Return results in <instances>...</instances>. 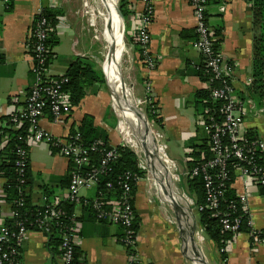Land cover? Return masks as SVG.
Here are the masks:
<instances>
[{
    "label": "crops",
    "instance_id": "obj_1",
    "mask_svg": "<svg viewBox=\"0 0 264 264\" xmlns=\"http://www.w3.org/2000/svg\"><path fill=\"white\" fill-rule=\"evenodd\" d=\"M220 4V0L209 1L207 21L215 32L219 31V49L231 65L236 94H245L251 98L247 93L250 86L247 80L252 79L251 3L249 0H230L223 12L218 9ZM153 5L150 51L157 65L149 75L152 96L162 123L159 132L167 141L179 140L180 144L176 143V146L182 147L185 152L182 161L184 167L186 153L191 148L183 144L180 135L185 131L182 136H185L183 139L186 142L192 138L194 142L198 136L197 131L202 127L196 123L199 111L194 106V99L198 91L206 90L205 80L198 74L202 56L193 46L196 39V18L189 0H153ZM67 6L65 0H12L11 8L8 9L0 1V132L7 125L6 118L24 103L28 89L35 82L31 59L24 44L28 27L38 10L52 11L57 20L54 25L57 42L51 47L52 57L47 67L50 76L65 75L76 57H84L90 61L87 53L89 42L83 30L81 31L76 16L67 10ZM123 6L128 12L127 16L122 15L117 5L116 14L118 9L130 38L136 16L142 10V2L123 0ZM105 14V31L101 33V37L107 45V10ZM119 29L121 32L120 22ZM121 43L122 38L118 52ZM134 53L138 59L137 47H134ZM137 74L136 83L139 84V89H143L148 72L138 64ZM90 90L74 106L69 116L55 122L46 114L39 122L40 128L52 136L65 138L77 130L85 115H91L94 126L106 133L108 142L117 144L120 137L116 118L109 108V92L105 85L94 93ZM251 99L257 109H263V113L250 117L247 128L254 132V137L264 141V106ZM118 103L126 113L125 105L119 101ZM124 103L128 102L124 100ZM171 122L182 126L169 129ZM193 122L195 131L193 127L190 128ZM203 132L202 139H205L206 132ZM8 140L9 134L4 133L0 139V160ZM28 158L33 179L27 188L31 205H43V196L49 200L61 196L67 187L71 169L69 160L52 150L45 142H29ZM155 168L161 179L159 185L167 188L170 194L166 199L161 195H153L143 182L136 185L134 208L140 220L137 231L138 264H264V244H259L254 250L248 235L244 233L234 237L227 247L226 258L222 259L220 248L205 236L199 224L198 213H190L188 205L178 196L179 190L186 193L183 189L187 185L176 184L173 180V184L169 183L158 172L160 166L156 164ZM4 184L5 180L0 177V219L10 215L11 205L5 200ZM239 187L238 182L236 188ZM260 189L252 188L248 198V211L252 228L261 232L264 238V194L260 193ZM75 212L82 221L78 246L84 253V264H128L125 249L119 242L120 229L117 225L98 223L79 210ZM194 223L195 230L197 227L200 229L199 237L195 235V230L194 234L191 233ZM48 239L40 231H29L21 243L22 264H52L47 248ZM55 262H58V256Z\"/></svg>",
    "mask_w": 264,
    "mask_h": 264
},
{
    "label": "built area",
    "instance_id": "obj_2",
    "mask_svg": "<svg viewBox=\"0 0 264 264\" xmlns=\"http://www.w3.org/2000/svg\"><path fill=\"white\" fill-rule=\"evenodd\" d=\"M0 1L4 7H8L10 2V0ZM189 1L196 18V39L193 46L202 56V64L207 77L205 86L213 104L211 107L203 106L196 119V123L206 132L210 156H207V151H200L199 161L190 169L187 167V161L194 159L192 156H186L184 171L175 175L171 170V175L173 180L180 181L181 178L185 180L201 177L205 195L204 204H196L195 199L188 196L187 193H181L179 196L188 205L191 212L199 213L204 209L211 210L223 231L233 234L234 237L241 233L247 234L250 244L254 246L255 250L256 246L264 244V238L261 232L252 228L248 198L252 188H264V141L248 134L247 122L250 117H256L263 113V109H257L255 102L249 96L243 94L242 97L234 90L231 65L219 49L220 42L217 33L207 21L206 14L210 0ZM220 1L218 9L223 12L225 5L230 0ZM141 2L142 10L136 16L130 38L132 44L138 49V64L148 72L143 83L144 96L141 99V103L145 105V113L139 111L143 114L152 136H135L131 127L121 129L119 125L120 140L117 144H112L108 140L107 143L95 140L90 145H84L78 130L65 138H57L40 128L39 122L46 114L52 121H62L71 114L74 106L70 103L69 92L62 90L63 84L68 81L67 78L64 75L52 77L47 72L48 59L46 55L50 48L48 45L46 46L45 42L54 32V26L42 15L44 9L35 13L28 27L24 44V49L31 59V70L35 75V82L28 89L24 103L10 114L6 128L17 130L23 125L26 126L27 149H17L19 166H23L24 160L27 158L29 142H45L52 150L71 163L70 180L61 196L50 198V200L43 196L45 202L40 207H45L46 213L34 219L32 222L34 228H28L21 222H17L16 246L10 248L7 245L10 231L0 219V264L3 262L17 264L12 256L19 254L21 243L29 231H40L49 238L47 222L62 214L60 210L56 209L58 202L66 201L78 207L77 210L83 204L86 205L87 192L93 190L101 175L116 163L119 156L118 147L128 148L134 153L137 169L143 173L142 175L131 172L124 173L119 180V194L107 201L100 197L96 198L92 201L91 206L95 212L96 222L104 221L122 226L123 234L119 241L125 249L128 264H138V235L133 229V220L136 215L134 208L136 185L141 182L145 184L151 175L154 181L153 172L156 161L166 167L172 168L173 164L176 166L165 153V137L156 135L148 122L147 113H157L149 78L150 72L157 65V61L150 51V25L154 17V5L153 0H141ZM251 82L252 79L249 78L247 84H251ZM148 106L151 111L147 110ZM156 146L158 149L160 147L161 154L157 152ZM190 152L191 150L187 153ZM95 155L99 157L97 163L93 161ZM238 182L240 187L236 188ZM154 185L156 186L155 183ZM228 189L234 190L238 205L236 208V204L232 201L229 211L222 210L220 207V201L223 200ZM25 192H27V188ZM10 215L15 216L11 206ZM242 217L246 218L251 231H241ZM81 228L82 221L74 212L70 225L64 226L61 233L58 234V237L62 238L61 247L63 249L62 254L58 256V264H72V250L76 245L78 246ZM199 230V227L195 230V235L198 237L200 236ZM220 251L227 253L228 249L227 247L220 248Z\"/></svg>",
    "mask_w": 264,
    "mask_h": 264
},
{
    "label": "trees",
    "instance_id": "obj_3",
    "mask_svg": "<svg viewBox=\"0 0 264 264\" xmlns=\"http://www.w3.org/2000/svg\"><path fill=\"white\" fill-rule=\"evenodd\" d=\"M251 3L252 13V82L247 89L248 95L253 98L260 106H264V0H249ZM12 0L8 4V9L11 8ZM119 9L124 17L127 16L128 12L123 6V0H120ZM42 15L50 22L53 26L56 24L55 14L50 10H43ZM217 32V31H216ZM219 31L217 32V34ZM56 37L54 32L51 33L50 38L45 42L50 50L47 53V65L52 57L51 47L56 44ZM199 76L206 80L205 68L203 64L198 70ZM67 78V82L63 84L62 90L69 92L70 103L76 106L80 101L87 95L90 90L92 93L96 92L101 86L105 85V79L103 72L99 69H95L93 63L88 61L84 57H76L74 61L70 63L67 71L64 75ZM240 96H244L241 94ZM151 105V104H150ZM194 106L197 112H201L203 106H213L212 101L209 97L207 90H200L196 93L194 99ZM150 110V107H147ZM198 112V113H199ZM147 117L150 121H153L159 128H162L161 118L158 113H147ZM7 122L9 117L6 118ZM77 130L81 133V140L84 145H90L95 140H102L107 143V135L103 130L96 128L93 124V118L91 115H85L80 122ZM4 133L9 134V140L4 146L1 153L0 160V177L5 180L4 192L5 200L11 204L12 210L15 212V216L9 215L8 217L2 218L4 224L10 231L8 246H16L15 233L17 232V222H21L28 228H34L33 221L37 216H43L46 213L45 207L33 206L30 203L29 195L25 192V189L31 185L32 175L29 167V158L24 160V165H18V148L27 149V130L26 126H21L17 130L12 128H3L0 132V139ZM74 131L71 132L73 134ZM248 134L254 136V132L248 129ZM103 147H105L103 145ZM190 153H186V156H192L193 161H187V167L190 169L194 167L199 161V152L207 151L209 157V151L207 146V139H201L199 143H192L190 146ZM118 159L114 163L110 170L101 175L96 186L93 190L87 192L85 199L87 204H83L79 210L85 214L88 218H95V212L92 209V201L96 198H101L104 201L110 200L116 197L119 190V180L122 178L124 173H138L142 175L143 172L137 169V162L134 153L125 147H118ZM99 157L95 155L94 162L97 163ZM69 176L67 177V186L69 184ZM187 185V190L190 193V197L194 198L196 204L202 205L205 202V195L203 189V181L201 177L193 179H185L182 182ZM135 186V185H134ZM67 188V187H66ZM260 193L264 194V188L261 187ZM236 196L233 189H228L224 195L222 201H220V207L222 210L229 211V205L233 201L236 204ZM73 204L66 201H60L56 205V209L60 210L62 214H59L50 222H47V228L49 229V239L47 242V248L51 254V263L58 264L55 262L56 256H60L63 252L61 247L62 238L58 237L64 226L70 225L71 216L77 210ZM238 212V210H237ZM236 212V214H237ZM199 224L203 228L205 236L212 240L218 248H226L233 241V234L223 231L217 218L213 217L212 211L204 209L198 213ZM101 223H107L102 221ZM140 220L135 215L133 220V229L137 232L139 229ZM120 233L118 238L120 239L123 234L122 226H118ZM241 231H251L247 225L246 218H241ZM120 242V241H119ZM222 259L226 258V253H221ZM12 258L16 260L17 264H22V249L19 248V254L13 255ZM72 264H84V253L75 246L72 250ZM2 264H5L4 262Z\"/></svg>",
    "mask_w": 264,
    "mask_h": 264
},
{
    "label": "rangeland",
    "instance_id": "obj_4",
    "mask_svg": "<svg viewBox=\"0 0 264 264\" xmlns=\"http://www.w3.org/2000/svg\"><path fill=\"white\" fill-rule=\"evenodd\" d=\"M67 3V10L72 12L76 16V21L80 25L81 31L85 33L84 36H86L87 41L89 42L87 46V53L90 61L93 63L95 69L104 71V79H105V88L109 92V100H110V109L112 110V113L114 114L116 118V128L119 130V125L121 129L123 127H130L127 120V114L124 113V111L121 109L117 99V96L115 94V91L111 87V84L108 79V65H107V48H106V42L103 41L101 37V33L105 31L104 29V17H105V4L104 0H65ZM120 0H117V7L119 9ZM117 9V15L120 22V28H121V34H122V43L120 45V50L117 55V59L115 61V66L118 71V77L120 78L121 83V92L124 97V100L128 102V104L131 105V107H135L134 109L136 112H134V118L137 115L141 120V131L144 136H148L150 134V130L147 129L146 121H144V116L142 113H145V105L141 103V99L143 98V89H139L138 82V74H137V68H138V59L135 57L134 53V47L135 45L132 44L131 38L128 37L126 34L125 26L122 24V18L120 16V13ZM219 37V42H221L220 35L217 34ZM130 39V40H129ZM131 41V43H130ZM194 43V42H193ZM197 51V50H196ZM198 52V51H197ZM120 57V59H119ZM104 61V62H103ZM104 87V85H103ZM128 89V91L126 90ZM127 92V93H126ZM123 106V104H122ZM129 110L132 112V109L129 107ZM142 112H140V111ZM136 113V114H135ZM121 122V124H120ZM149 126L151 130L155 132L157 135H161L159 132V126L156 125L153 122H150ZM182 125H178L175 122H171L170 128H178ZM193 127V130L195 131V124L194 122L190 126V128ZM182 134H185V131H182ZM119 134V132H118ZM180 135V139H182L183 144H186L187 146H190V144L193 142V138L188 140V142L184 141V137ZM197 137H195L196 143H198L204 136V132L202 129H199L197 131ZM120 136V135H118ZM163 136V135H161ZM194 141V142H195ZM164 142L166 144L165 153L167 156L171 159H173V162L176 164V166L173 164L171 166L172 174H179V172L184 171V167L182 164L183 157H184V151L182 150V147L176 146V143H179V140L176 141H167L166 138L164 139ZM193 142V143H194ZM180 144V143H179ZM158 149V147H157ZM159 154L161 152L159 151ZM172 179H168L169 183H172ZM184 179L181 178L180 180L174 179L173 181L178 183H182ZM156 184V186L154 185ZM160 182L158 180L153 181L152 175L149 176V179L146 180L145 185L147 188H150V192L153 195L162 196L163 198H167V195L169 194V191H166L163 189L160 185ZM173 184V183H172ZM159 193H158V190ZM188 196H190V193L188 192L187 188L184 187L183 189ZM179 194L184 193L182 190L178 191ZM83 194V192H81Z\"/></svg>",
    "mask_w": 264,
    "mask_h": 264
},
{
    "label": "bare ground",
    "instance_id": "obj_5",
    "mask_svg": "<svg viewBox=\"0 0 264 264\" xmlns=\"http://www.w3.org/2000/svg\"><path fill=\"white\" fill-rule=\"evenodd\" d=\"M104 4H105L106 10H107L106 26H108L107 29H108V41H109V43H107V45H106L108 79H109V82L111 84V87L115 91L117 99L120 100V102L123 103L126 107L128 124L134 130L135 136H144L142 131H141V127H140V124H141L140 118L137 115L134 118V112H136V110L134 109L135 107L133 108V107H131L130 104L124 103L123 95L121 92L120 78L118 77V71H117L116 66H115L118 47H119V44H120V41L122 38L120 29H119L118 16L116 14L117 0H104ZM126 90L128 91V89H126ZM129 107L132 109V112L129 110ZM148 136H150V134H148ZM156 150L158 153H159V151L162 153V151L160 150V147H159V149H157V146H156ZM156 164L160 166V169H158V172L162 176H164V178H162V179H164L166 181H168V179H172L171 168L169 166L168 167L163 166L160 163H158L157 161L155 162V165ZM156 172H157V170H156V168H154V172H153L154 173V181L158 180L160 182L161 179L158 177ZM165 190L168 191L167 188Z\"/></svg>",
    "mask_w": 264,
    "mask_h": 264
},
{
    "label": "water",
    "instance_id": "obj_6",
    "mask_svg": "<svg viewBox=\"0 0 264 264\" xmlns=\"http://www.w3.org/2000/svg\"><path fill=\"white\" fill-rule=\"evenodd\" d=\"M146 124H147V123H146ZM147 130H148V125H147V129H146V131H147ZM188 211L191 212L190 208H188ZM194 230H195V223H194L193 226H192L191 233L194 234Z\"/></svg>",
    "mask_w": 264,
    "mask_h": 264
}]
</instances>
